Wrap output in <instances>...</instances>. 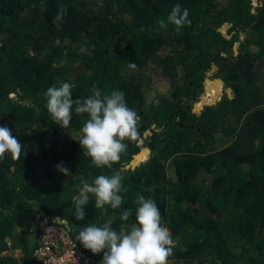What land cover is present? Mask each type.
Wrapping results in <instances>:
<instances>
[{
	"label": "trees",
	"instance_id": "16d2710c",
	"mask_svg": "<svg viewBox=\"0 0 264 264\" xmlns=\"http://www.w3.org/2000/svg\"><path fill=\"white\" fill-rule=\"evenodd\" d=\"M176 5L190 24L161 29ZM212 67L222 80L207 78L204 90ZM61 81L74 85L73 99L123 91L141 117L112 168L93 166L71 138L86 114L73 106L67 129L48 114L43 94ZM197 100L209 103L196 112ZM0 126L23 146L19 160L0 159V264H39L30 230L38 215L64 219L79 244L87 225L128 231L137 194L155 201L171 234L168 264H264V0H0ZM117 172L121 207L97 209L90 196L76 220L77 177ZM86 251L100 264L103 252Z\"/></svg>",
	"mask_w": 264,
	"mask_h": 264
},
{
	"label": "clouds",
	"instance_id": "9594fccd",
	"mask_svg": "<svg viewBox=\"0 0 264 264\" xmlns=\"http://www.w3.org/2000/svg\"><path fill=\"white\" fill-rule=\"evenodd\" d=\"M66 15L67 6L62 4L53 18V24L59 27ZM188 16L187 9L176 5L167 20L160 19L158 24L161 29H166L171 23L179 31L190 24ZM129 66L135 68L134 63ZM73 86L61 81L59 86L49 87L43 94L46 110L54 124L64 129L70 127L73 106L77 115L86 114L83 126L71 138L78 142L83 155L91 159L93 166L110 169L126 152L125 141L136 138L141 117L127 106L123 91L113 90L102 95L99 90L93 89L90 96L73 99ZM22 147L7 126H0V159L8 154L13 160H19ZM56 167L64 175H69L67 168L62 165ZM77 179L79 183L75 187L78 195L74 198L76 220H84L90 196L94 197L97 209H104L105 206L118 209L123 204L122 193L127 192V188L123 186V177L119 172L111 176L101 174L91 183L80 177ZM134 203L137 205L135 223L128 231L113 230L111 221L102 226L87 225L79 231L77 240L85 249L93 254L103 252L100 264H168L169 257L173 255L174 242L162 223L157 204L141 194H137ZM131 215V209H126L120 220L127 221Z\"/></svg>",
	"mask_w": 264,
	"mask_h": 264
},
{
	"label": "built area",
	"instance_id": "2783aa9c",
	"mask_svg": "<svg viewBox=\"0 0 264 264\" xmlns=\"http://www.w3.org/2000/svg\"><path fill=\"white\" fill-rule=\"evenodd\" d=\"M66 221L58 217L34 219L30 230L35 232L36 244L32 256L39 264H89L83 245L71 236Z\"/></svg>",
	"mask_w": 264,
	"mask_h": 264
},
{
	"label": "rangeland",
	"instance_id": "374dc122",
	"mask_svg": "<svg viewBox=\"0 0 264 264\" xmlns=\"http://www.w3.org/2000/svg\"><path fill=\"white\" fill-rule=\"evenodd\" d=\"M257 3H258V0H253V5H255V4H257ZM228 28H229V25L226 26V27H221V28H219V29L221 30V32L223 33V35L229 37V35H228ZM242 36H243V33H242V35L240 34V37H242ZM234 44H237V45H238V42H236V43H234ZM237 45H233V48H234V49H237ZM214 72H215L214 67H212L210 70L207 71V73H206V75H205V78H204V80H203V86H204V84H205V80H206L207 78H214V77H215V76H214ZM227 89L230 90V88H228V87H224V86H223V90H222V92H226V93H228L229 95H232L231 90L228 92ZM203 91H204V90H203ZM202 93H203V92H202ZM202 93H201V94H202ZM201 94H200V95H201ZM199 97H200V96H199ZM77 132H78V131H71V133H73V135H76ZM148 133H150V131H146V132L144 133V135H146V134H148ZM141 140H142V139H141ZM217 144H219V141H218ZM28 238H30V236H29V235H26V239H27V240H28ZM8 240H9V242H10V239H8ZM6 252H7V251H4L3 254L6 253ZM13 252H14V253H19V252H20V248L15 249ZM100 258H102V257H100ZM169 264H170V263H169ZM171 264H177V263L174 262V263H171ZM182 264H184V263H182Z\"/></svg>",
	"mask_w": 264,
	"mask_h": 264
},
{
	"label": "water",
	"instance_id": "95a60500",
	"mask_svg": "<svg viewBox=\"0 0 264 264\" xmlns=\"http://www.w3.org/2000/svg\"><path fill=\"white\" fill-rule=\"evenodd\" d=\"M228 25H230V23H224V24H222L219 28H221V27H226V26H228ZM241 35H242V33H240ZM234 45H237V44H234ZM214 79H220V80H222L220 77H218V76H215L214 77ZM222 86H223V84H222ZM204 90H205V84H204ZM204 92V91H203ZM202 95V94H201ZM201 95H200V97H199V99L201 98ZM198 99V100H199ZM198 100L197 101H195L194 103H193V106H192V109L194 110V111H196V112H199L200 110H201V108L205 105V104H208L209 103V101L208 102H204V103H202L199 107L198 106H196V103L198 102ZM148 131V130H147ZM146 132V131H145ZM141 150H143V149H141ZM141 150H139V151H141ZM137 152V153H135L134 155H133V158H132V160L130 161V166H135L136 164H138L139 163V161L140 160H142L141 158H140V155H139V153L140 152ZM147 156L149 155V150L147 149Z\"/></svg>",
	"mask_w": 264,
	"mask_h": 264
},
{
	"label": "bare ground",
	"instance_id": "6f19581e",
	"mask_svg": "<svg viewBox=\"0 0 264 264\" xmlns=\"http://www.w3.org/2000/svg\"><path fill=\"white\" fill-rule=\"evenodd\" d=\"M205 98V100H209V97H204ZM204 103V102H203Z\"/></svg>",
	"mask_w": 264,
	"mask_h": 264
}]
</instances>
